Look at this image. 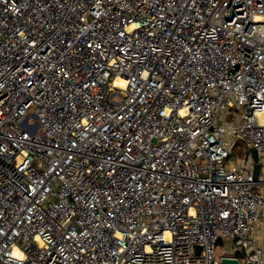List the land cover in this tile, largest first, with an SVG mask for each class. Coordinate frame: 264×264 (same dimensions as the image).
<instances>
[{"label":"built area","instance_id":"1","mask_svg":"<svg viewBox=\"0 0 264 264\" xmlns=\"http://www.w3.org/2000/svg\"><path fill=\"white\" fill-rule=\"evenodd\" d=\"M223 258L264 264V0H0V264Z\"/></svg>","mask_w":264,"mask_h":264},{"label":"rangeland","instance_id":"2","mask_svg":"<svg viewBox=\"0 0 264 264\" xmlns=\"http://www.w3.org/2000/svg\"><path fill=\"white\" fill-rule=\"evenodd\" d=\"M228 119L231 120V117H229ZM245 147H246L245 142H243L241 140L237 141L236 146H235V150L233 152L234 153V156L235 157H238V158L242 157L244 155V148ZM260 242L262 243L263 241H260ZM217 251H218V254L220 256L226 255L227 254V251H228V247L225 246V244H223V243L220 242L218 244Z\"/></svg>","mask_w":264,"mask_h":264},{"label":"water","instance_id":"3","mask_svg":"<svg viewBox=\"0 0 264 264\" xmlns=\"http://www.w3.org/2000/svg\"><path fill=\"white\" fill-rule=\"evenodd\" d=\"M253 160L256 162L254 166V178L257 179L260 171V164L258 163V152L256 150H251L250 153ZM200 250V248H198ZM220 264H241L239 261L232 259V258H223L220 262ZM252 264V263H249Z\"/></svg>","mask_w":264,"mask_h":264},{"label":"bare ground","instance_id":"4","mask_svg":"<svg viewBox=\"0 0 264 264\" xmlns=\"http://www.w3.org/2000/svg\"><path fill=\"white\" fill-rule=\"evenodd\" d=\"M118 84H119V85H122V86L124 85L123 82H120V81H118Z\"/></svg>","mask_w":264,"mask_h":264}]
</instances>
